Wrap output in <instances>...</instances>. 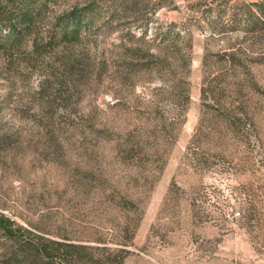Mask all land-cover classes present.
Returning <instances> with one entry per match:
<instances>
[{
  "label": "rangeland",
  "instance_id": "1",
  "mask_svg": "<svg viewBox=\"0 0 264 264\" xmlns=\"http://www.w3.org/2000/svg\"><path fill=\"white\" fill-rule=\"evenodd\" d=\"M87 3L101 18L87 30L81 45L58 46L48 57L67 52L85 54L91 61L110 58L121 42L137 41L145 25L150 27L146 42H151V30L157 25L173 24V31L191 36V50L188 38L177 46L192 55L190 103L176 125L177 140L172 145L173 130L167 139L152 125L156 118L165 120L176 112L162 82L140 80L135 88L117 94L107 75L103 84L89 83L74 101L56 104L61 109L76 103L84 119L98 114L100 125L115 128L116 139L98 142L93 156H84L78 148L77 126L65 117L62 138L70 140L64 144L69 148L57 155L46 150L39 143L38 123L40 108L50 99L35 95L44 81L45 66L27 54L28 41L16 57V68L0 57L1 122L10 131L19 130V144L28 146L17 159L0 164V204L8 209L4 212L26 227L30 222L75 237L92 238L97 232L110 237L123 225V214L112 208L116 194L122 192L135 195L144 211L124 264H264V32L261 25L255 31L249 28V19H255L252 13L264 6V0H48L38 8L45 9L38 29L45 35L58 15ZM122 9L134 10L121 20L109 19V13ZM239 48L246 53L247 80L239 98L249 112L248 128L225 149L203 141L194 159L189 147L202 116L204 57L211 55L210 82L218 73L214 55ZM241 73L226 72L224 80L239 81ZM55 85L48 97H54ZM135 125L142 128L141 142L149 154L142 158V168L114 152L120 135ZM86 168L92 171L87 178Z\"/></svg>",
  "mask_w": 264,
  "mask_h": 264
},
{
  "label": "trees",
  "instance_id": "2",
  "mask_svg": "<svg viewBox=\"0 0 264 264\" xmlns=\"http://www.w3.org/2000/svg\"><path fill=\"white\" fill-rule=\"evenodd\" d=\"M47 1L0 0V57L7 60V66L16 68V57L29 41L31 45L27 54L36 56L45 66L44 81L35 94L38 98L50 99L46 106L40 108L42 116L39 118L38 127L41 128L42 141L39 139V143L42 142L41 145H45L46 150L56 155L69 148L64 144H69L70 140L62 138L65 136V117L77 126L76 135L80 142L78 148L84 156H93L92 151L99 145L98 142L115 140V128L107 123L100 125L98 114L84 119L79 114L76 103L74 108L67 104L61 109L56 104L58 100L66 103L74 101V97L82 93L89 83L103 84L104 77L109 75L108 79L116 86L114 92L117 94L123 88H135L140 80L150 78H157L168 88L176 112L165 120L156 118L152 125L156 132L165 133L167 139V134H171L173 130V145L178 136L176 125L180 123V118H183L190 103L188 76L192 62L191 36L181 31H173V24L165 28L157 25L151 30V42H146L150 27L145 25L141 27V36L137 41L132 44L121 42L114 47L115 53L110 58L101 57L97 61H91L85 54L73 55L67 52L48 57L58 46L66 49L74 44L81 45L87 30L101 16L97 9H90L92 3H87L81 9H68L55 18L53 27L43 35L38 26L45 9L38 8L45 7ZM258 8L256 13H252L254 21L248 20L249 28L255 31L261 25V31L264 32V6ZM131 10L134 9H122L117 14L109 13L108 17L121 20ZM186 38L190 50L184 52L177 46L180 40ZM245 55L240 48L214 55L218 73L213 74L210 82L207 79L212 76V72L208 70L211 55L206 54L204 57L202 116L189 147L194 159L199 155L203 141L210 143L215 149H225L227 142L235 141L248 128L249 112L239 98L240 89L247 80ZM236 70L242 72L240 80L235 78L227 84L224 80L225 73ZM217 80L220 83L212 86ZM52 84H56L57 89L54 97H48ZM230 91L232 93L228 95ZM60 110L62 113L59 114ZM2 111L0 108V164L4 166L8 160L17 159L18 154L26 153L28 146L19 144V130L10 131L2 125ZM243 120L246 122L242 123ZM140 129L142 128L135 125L125 135H120L121 139L116 141L114 152L117 157L134 161L136 167L142 168V158L149 154L141 142ZM164 166L165 163L157 169L154 183L158 181ZM84 171L86 178L92 172L87 168ZM148 181L147 184H150L152 178ZM116 196L118 201L115 203L112 200V208L123 214V225L117 227L110 237H104L105 235L98 232L92 238L75 237L62 229L51 230L30 222L26 227L6 214L4 211L8 210L7 207L0 204V264H124L130 255L129 248L133 245L144 211L135 195L121 192ZM113 197L110 195V198Z\"/></svg>",
  "mask_w": 264,
  "mask_h": 264
}]
</instances>
